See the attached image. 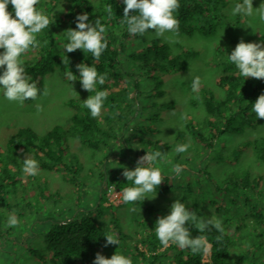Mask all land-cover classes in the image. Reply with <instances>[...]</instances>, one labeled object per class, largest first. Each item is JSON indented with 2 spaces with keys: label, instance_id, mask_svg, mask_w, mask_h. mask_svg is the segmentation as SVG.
I'll use <instances>...</instances> for the list:
<instances>
[{
  "label": "trees",
  "instance_id": "obj_1",
  "mask_svg": "<svg viewBox=\"0 0 264 264\" xmlns=\"http://www.w3.org/2000/svg\"><path fill=\"white\" fill-rule=\"evenodd\" d=\"M61 2L62 0H39L40 9L51 15V22L37 35V39L41 42L47 41V43H41V46L37 48L39 54L34 60L25 61V71L32 77L39 89L45 90L46 77L58 69L63 74V80L66 83L78 86L80 85L78 77L69 80L65 74L71 71L78 76L77 64L85 63L91 66L95 62L97 72L106 74L105 84L97 86V88L108 89L109 94L103 107L105 114L102 117L93 118L81 102L69 101L68 104L75 112L71 116V124L68 127L57 125L44 135H40L30 127L19 129L11 136L5 147L0 146L1 202H5L8 194L11 191L15 192L20 186L37 183L36 176L22 174L21 163L17 160L16 154L31 155L39 162L40 171L66 176V179L84 195L85 191L79 178L82 167L74 162L73 156L69 158L71 154L70 136L83 146L92 149L93 157L104 150H112V146L122 140L123 132L129 129L132 131L133 138L138 140L141 150L139 151L142 154H145L147 147L161 151L171 149L170 144L161 139H147L141 135L159 134L160 131L156 125L160 119L159 111L175 108L173 102H159L166 94L161 74L186 70L189 60L197 57L196 51L183 48L175 53L169 44L157 37L152 38L147 45L137 48L135 42L140 39L141 35H130L125 26L120 23L123 19L122 0H98L97 2L71 0V5L66 11L63 8H61L62 11L59 10ZM110 4L112 5L111 15L108 14L106 8ZM225 5L226 0H179V6L175 11L179 24L175 32L188 36H193L197 32L204 36H214L226 20ZM134 11L130 10L129 14H134ZM84 12L89 13V20L99 17L101 23L105 25L108 44L97 61H94L90 53H84L80 49L65 54L62 50V45L66 42L63 33L70 27L75 28L76 16ZM153 32V30H148L146 33ZM261 40L264 41V34L251 42L258 43ZM217 51L226 56L221 50ZM215 84L223 90L224 97H217L202 85L198 94L204 102L206 119L199 123L193 118H187L186 129L177 134L179 140L191 136L200 152L207 154L215 151L218 140L223 134L230 131L243 132L241 127H236L237 119L251 113V103L264 91V79L252 77L245 79L226 59L222 64V74L215 78ZM85 91L89 95H94V91ZM25 102L32 103L34 100L29 99ZM128 147L129 150H133L132 146ZM255 151L258 159L264 162V143L261 142L260 148L255 147ZM111 157L110 152L104 153L98 166L106 167ZM200 170L198 172L205 175L212 189L221 194L220 200L207 201L205 198H200L199 194H195L198 189L195 190L194 183L189 181L184 186L171 173H164L167 178L161 181L157 191L161 194H169L175 190L182 191L181 200L185 202L186 207L196 211L203 219L209 217L205 213L206 205L209 203L218 214L224 213L226 216L228 213L231 214L228 212L231 208L233 217L225 218L224 223H231L234 219L238 220L237 228L241 230L242 222L249 219L264 229V185L261 176L252 178L249 172L243 171L240 174L231 175L221 184L214 181L206 168ZM99 177L103 186L110 184L106 182L108 178L103 171L99 173ZM115 185L116 189L130 186L126 181L121 184L115 183ZM105 195L106 192L97 206L99 212L104 202L107 201ZM190 199L191 202L188 204ZM122 205H131L140 212L144 211L146 215L154 212V208L145 201L123 202ZM26 206L29 205L26 204ZM7 207L11 209L9 205ZM244 210L246 212L242 215ZM2 214L0 212V245H5L12 229L5 230ZM101 225L83 209L73 217L53 219L48 221L45 227L48 255L40 256L38 252L31 251L37 259L45 263L92 264L96 253L99 252L102 255L109 252L114 253L120 247L118 244L105 247L104 235L117 236L119 243L132 237L123 231L115 212L108 226ZM186 226H188L187 222ZM222 227L223 234L218 233L214 228L201 233L211 244L210 258L207 261L202 253L192 252L187 248L180 249L171 243L162 253L158 254L157 251L161 245L153 231L149 233L151 238L143 243L151 254L145 255L137 246L136 250L142 260L147 262L146 264H231L233 239L227 225L222 224ZM190 232L193 237L200 234L199 230L194 227L190 228ZM259 244V248L264 247V237ZM249 257V254H246L238 259L236 264H244Z\"/></svg>",
  "mask_w": 264,
  "mask_h": 264
},
{
  "label": "rangeland",
  "instance_id": "obj_2",
  "mask_svg": "<svg viewBox=\"0 0 264 264\" xmlns=\"http://www.w3.org/2000/svg\"><path fill=\"white\" fill-rule=\"evenodd\" d=\"M62 2L59 10L62 11L61 8L65 11L68 10L71 0H62ZM232 3L233 0H226L224 7L226 20L220 25L214 36H204L198 32L193 36L181 35L176 32L157 35L154 31L141 35L140 39L135 42V46L138 48L147 45L152 38L157 37L169 44L175 53L183 48H188L198 54L196 58L189 60L186 70L161 74L166 94L159 102H173L175 108L159 111L160 119L156 124L160 131L159 134L146 136L142 134L141 136L147 139H161L170 144L171 148L177 143H188L189 148L185 152L171 154L170 157H166L161 166L165 169L164 173H170L173 163L183 164L184 168L177 177L178 180L184 186L189 181L194 183L195 190L198 189L195 194H199L200 198H205L207 201L220 200L221 194L212 189V185H209L205 175L198 172L200 169L206 168L214 181L221 184L231 175L247 171L252 178L261 176L264 185V162L258 159L255 151V147L260 148L261 142L264 143V118L256 119L253 112L237 119L236 127H241L243 132L230 131L223 134L218 140L215 151L210 154L200 152L191 136H187L183 140L177 138L178 132L186 129L189 118L202 123L207 116L202 98L198 93L191 92L189 86L191 76H200L204 87L217 97L223 98V90L216 86L215 78L222 74V64L226 56L217 50H221L225 55L229 54L241 39L251 42L264 34V24L252 21L254 31L251 26H248L249 17H232L230 15ZM260 3L261 0H253V7L258 8ZM221 29H223V35L218 41L217 37ZM38 54L37 49H29L24 53L25 61L34 60ZM72 87L77 94L71 92ZM45 92V95H41L34 102H24L22 105L0 98V146L5 147L11 136L24 127L34 129L40 135L46 134L57 125L68 127L71 124V116L75 112L68 102H83L90 96L80 85L66 83L59 69L46 77ZM37 104L40 105L39 109H37ZM104 114L103 108L99 116L102 117ZM123 135L121 136L122 140L112 146V150H104L94 157L92 149L83 146L70 136L71 154L69 158L73 156L74 162L82 167L79 178L85 191L84 195L81 190L75 188L74 184L66 179V176L40 171L36 175L37 183L22 185L15 192L11 191L5 198V202L0 201V212L4 217L3 223L13 210L22 222L14 227H5V230L12 229V232L5 245H0V264H55L37 259L31 250L38 252L40 256L48 255L45 240V227L48 225V221L73 217L81 209L103 226L109 225L115 212L123 231L130 237L132 236L131 239L119 243V249L116 248L130 256L133 264L147 263L137 253L136 246L145 255L151 254L143 243L151 238L149 233H152L157 217L168 214L171 204L176 200H181L182 191L175 190L169 194H161L157 191V196L154 199H145L144 201L154 208L151 215H146L144 211L140 212L131 205L123 206V202L117 194L120 189L115 188V183L121 184L126 181L121 174L123 166L134 169L135 161L144 155L140 152L139 142L133 138L130 129L124 131ZM128 146H132L133 150H129ZM147 149L152 148L147 147ZM109 152L112 154L110 162L106 167L100 168L98 162L104 153L108 154ZM28 155L16 154V158L21 163ZM101 171L107 175L108 181L106 182L110 183L108 186H103L104 184L100 180L99 173ZM127 184L130 185V182ZM105 192L107 201L104 202L101 212H99L97 206L101 203V197ZM190 202L191 199L188 204ZM206 207L207 216L214 215L220 218L221 223L226 224L231 233L233 239L231 264H236V261L246 254H249L250 257L244 261V264H264V247L259 248L260 240L264 237V229L260 225L248 219L242 222L241 230H239L237 228L239 222L234 218L233 222L224 223L225 218L233 217L231 208L228 211L231 214L228 213L226 216L224 213L218 214L209 203ZM245 212L246 210L242 215ZM164 249L159 246L157 253H162ZM210 253L205 255V261L209 259ZM113 254V252H109L104 256L110 258Z\"/></svg>",
  "mask_w": 264,
  "mask_h": 264
},
{
  "label": "clouds",
  "instance_id": "obj_3",
  "mask_svg": "<svg viewBox=\"0 0 264 264\" xmlns=\"http://www.w3.org/2000/svg\"><path fill=\"white\" fill-rule=\"evenodd\" d=\"M122 3L123 19L120 23L125 26L130 35H143L148 30H153L160 35L177 30L179 21L175 11L179 6V0H122ZM106 8L111 15L112 5H107ZM130 10H135L134 14L130 15ZM230 15L249 17L248 26L254 29L252 21L264 24V0H261L258 8L253 7V0H233ZM50 22L51 15L40 9L39 0H0V49H2L0 51V98L22 105L26 100L35 101L38 96L46 94L45 90L39 89L25 71L24 53L29 49L39 48L41 43H47V41H39L37 35L48 27ZM63 34L66 37V42L62 45L64 54L80 49L84 53H90L94 61L98 60L108 44L105 25L101 23L99 17L89 20L87 12L77 15L75 28L70 27ZM222 35L223 29L218 34V41ZM226 60L245 79L249 77L264 79V41L245 42L241 39L231 53L226 54ZM76 68L79 72L78 76L71 71L65 75L69 80L78 77L82 89L88 92L94 91V95H90L81 104L88 110L91 117H98L109 93L108 89L97 88V86L105 84L106 74L97 72L95 62L91 66L80 63L76 65ZM202 84L200 76H191L189 86L192 93H198ZM71 92L76 93L73 87ZM39 107L40 105L37 104V109ZM251 112L255 114L256 119L264 118V91L251 103ZM188 148V143H177L167 152L155 148L146 149L145 154L136 161L134 169L123 166L121 174L127 182H130V186L120 188L117 193L119 199L124 203L154 199L161 181L167 178L164 175L165 169L161 166L162 162L171 154L183 153ZM183 168V164L173 163L170 173L178 177ZM21 172L24 176L38 175L39 162L28 155L21 162ZM20 223L22 222L14 210L4 221L7 227H14ZM191 227L199 230L200 234L193 237L190 232ZM212 228L223 234L224 229L220 218L211 215L203 219L196 211L186 207L185 202L176 200L171 204L168 214L157 217L152 231L163 248L171 243L180 249L187 248L192 252L207 255L211 244L201 233ZM103 237L105 247L119 244L113 234ZM118 249L110 258H106L99 252L96 253L92 264H133L131 257Z\"/></svg>",
  "mask_w": 264,
  "mask_h": 264
},
{
  "label": "built area",
  "instance_id": "obj_4",
  "mask_svg": "<svg viewBox=\"0 0 264 264\" xmlns=\"http://www.w3.org/2000/svg\"><path fill=\"white\" fill-rule=\"evenodd\" d=\"M209 260V259H208ZM207 261V260H206Z\"/></svg>",
  "mask_w": 264,
  "mask_h": 264
}]
</instances>
